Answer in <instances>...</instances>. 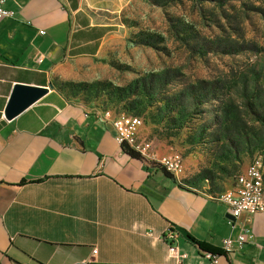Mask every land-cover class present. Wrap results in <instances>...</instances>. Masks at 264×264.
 I'll return each mask as SVG.
<instances>
[{
	"label": "crops",
	"instance_id": "crops-1",
	"mask_svg": "<svg viewBox=\"0 0 264 264\" xmlns=\"http://www.w3.org/2000/svg\"><path fill=\"white\" fill-rule=\"evenodd\" d=\"M127 1L4 4L15 16L0 19V264H210L216 252L197 242L222 252L216 264H264V214L232 227L225 203L126 153L112 119L57 89L65 66L115 37ZM14 98L34 101L9 117Z\"/></svg>",
	"mask_w": 264,
	"mask_h": 264
},
{
	"label": "rangeland",
	"instance_id": "rangeland-1",
	"mask_svg": "<svg viewBox=\"0 0 264 264\" xmlns=\"http://www.w3.org/2000/svg\"><path fill=\"white\" fill-rule=\"evenodd\" d=\"M253 71L264 75V0H128L105 49L55 85L102 117L139 116L148 159L177 158L182 183L218 195L257 157L264 165Z\"/></svg>",
	"mask_w": 264,
	"mask_h": 264
},
{
	"label": "built area",
	"instance_id": "built-area-1",
	"mask_svg": "<svg viewBox=\"0 0 264 264\" xmlns=\"http://www.w3.org/2000/svg\"><path fill=\"white\" fill-rule=\"evenodd\" d=\"M7 0H0V19L13 18L15 12L4 7ZM43 32V31H41ZM143 120L136 115L121 114L112 119V124L117 131V140L119 143L127 144L146 156V148L138 144L139 132ZM161 167L177 177L182 170L180 162L175 159H162L157 161ZM219 201L226 204L229 214V224L234 227V221L242 214L248 215L264 214V165L261 157L254 159L244 170H242L235 179L233 188L214 195ZM165 239L169 241V253L172 257H177L176 248L173 243L175 234L172 230L165 231ZM245 233L242 232L236 238L238 247H241L245 241ZM235 248L234 240L227 237L223 240V250L231 251ZM94 253L97 249H94ZM210 264H216L220 257L217 253H208ZM179 259V257H177ZM180 260V259H179Z\"/></svg>",
	"mask_w": 264,
	"mask_h": 264
},
{
	"label": "trees",
	"instance_id": "trees-1",
	"mask_svg": "<svg viewBox=\"0 0 264 264\" xmlns=\"http://www.w3.org/2000/svg\"><path fill=\"white\" fill-rule=\"evenodd\" d=\"M253 73H254V75L252 76V79H254V80L256 79L255 81L260 80V79L264 80V75L258 74L257 71H253ZM253 99L255 100V103H257V104H261L263 102L258 95ZM257 111H258L257 108H254V107H253V110L251 111V114L254 115L255 118H258ZM122 148L126 153L130 154L133 157L143 158V155L139 151L135 150L134 148H132L131 146H129L127 144H122ZM154 163L157 164L167 176H170L174 179L176 178L174 174L170 173L165 168L161 167L160 164H158L157 162H154ZM197 243L201 249L210 250V251L216 252V253H222L220 251H216L215 249L209 247V245H207L205 243H202V242H197ZM223 252H225V251L223 250Z\"/></svg>",
	"mask_w": 264,
	"mask_h": 264
},
{
	"label": "water",
	"instance_id": "water-1",
	"mask_svg": "<svg viewBox=\"0 0 264 264\" xmlns=\"http://www.w3.org/2000/svg\"><path fill=\"white\" fill-rule=\"evenodd\" d=\"M33 100H29L24 102L20 99H13L9 105V108L7 110V116L13 117V115L18 114L19 112L23 111L29 104H31Z\"/></svg>",
	"mask_w": 264,
	"mask_h": 264
}]
</instances>
